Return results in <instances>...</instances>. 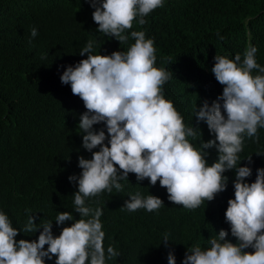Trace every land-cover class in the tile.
Returning <instances> with one entry per match:
<instances>
[{"label":"trees","instance_id":"16d2710c","mask_svg":"<svg viewBox=\"0 0 264 264\" xmlns=\"http://www.w3.org/2000/svg\"><path fill=\"white\" fill-rule=\"evenodd\" d=\"M94 11L88 0H0V211L14 228L22 230L33 215L36 224L52 221L53 234L58 236L80 218L74 210L78 182L69 177L82 172L80 156L92 158L82 147L78 128L87 109L61 76L67 66L87 58L79 53L89 40L94 41L93 55H110L128 50L135 42L132 31H144L146 39H154V66L171 74L163 94L184 124L196 130V139H188L197 150L202 140L215 138L207 124L195 118L205 100L211 104L223 92L211 71L215 56L234 59L240 54L243 60L245 49L252 45L258 49L257 63L264 67V0H164L163 7L144 17V25L138 23L139 17L133 21L124 33L129 39L122 44L97 32ZM32 28L38 32L34 38ZM256 74L258 70H253ZM94 128L106 131L103 123ZM258 136L256 142L245 134L238 154L240 166L252 168L247 183L254 182L257 169L264 168V128H258ZM206 152L209 165L217 161L215 148ZM250 156L252 164L247 161ZM223 175L229 178L227 189L196 209L175 205L159 181L155 186L149 179L138 182L134 173L119 181L122 191L113 188L111 193L105 190L86 199V206L103 210L106 256L110 245L120 253L106 259V264H168L169 253L175 255L176 264H183L189 248H209V239L218 237L221 229L237 243L225 217L228 200L234 199L235 170ZM137 192L145 198L155 195L164 204L158 211L130 212L125 202ZM63 211L72 212L74 219L58 226L55 219ZM42 230L21 231L16 240H38ZM165 233L167 246L162 243ZM55 259H46V264H55Z\"/></svg>","mask_w":264,"mask_h":264},{"label":"clouds","instance_id":"9594fccd","mask_svg":"<svg viewBox=\"0 0 264 264\" xmlns=\"http://www.w3.org/2000/svg\"><path fill=\"white\" fill-rule=\"evenodd\" d=\"M88 2L95 9L97 32L116 38L120 44L128 41L125 30L133 27L137 17L144 25V17L164 5V0ZM37 34L32 28L31 36ZM130 35L135 42L128 50L110 55H93L94 41L89 40L79 53L87 54V58L67 66L61 76V82L70 84L72 94L87 109L79 117L78 128L83 133L82 147L92 153V158L80 156L82 172L69 177L78 182L74 210L80 218L55 236L52 221L36 224V217L30 215L21 230L0 211V264H46V259L53 257L55 264H106V259L120 253L110 245L106 256L103 210L86 206V199L105 190L111 193L113 188L122 191L119 181L134 173L138 182L149 179L155 186L159 181L175 205L196 209L227 189L229 178L223 174L230 170H235V192L234 199L228 200L225 217L237 243L228 240L229 232L221 229L218 237L209 239V248H189L183 264H264V168L257 169L254 182H245L252 168L240 166L238 155L243 151L244 135L258 142V128H264V67L256 61L258 49L249 45L243 60L240 54L234 59L215 56L211 71L224 86L222 95L211 104L205 100L195 112L197 122H205L215 138L202 140L201 150H197L188 139H196V130L184 124L173 102L163 94V85L171 74L154 66V39H146L144 31H132ZM253 70L258 74L253 75ZM101 123L106 131L94 128ZM213 148L218 151V159L209 165L208 153H204ZM247 161L252 164V156ZM163 204L155 195L145 198L137 192L130 195L124 208L153 212ZM73 219L72 212L63 211L55 222L59 226ZM41 228L38 240H16L21 231L36 233ZM168 242L165 233L162 243L167 246ZM249 248L254 251H245ZM168 264H176L173 253L168 255Z\"/></svg>","mask_w":264,"mask_h":264}]
</instances>
